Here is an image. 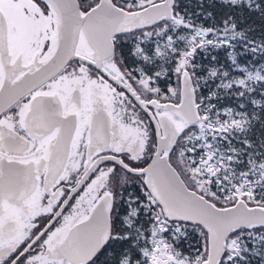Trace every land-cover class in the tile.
<instances>
[{"label": "snow or ice", "instance_id": "obj_1", "mask_svg": "<svg viewBox=\"0 0 264 264\" xmlns=\"http://www.w3.org/2000/svg\"><path fill=\"white\" fill-rule=\"evenodd\" d=\"M0 264H264V0H0Z\"/></svg>", "mask_w": 264, "mask_h": 264}]
</instances>
